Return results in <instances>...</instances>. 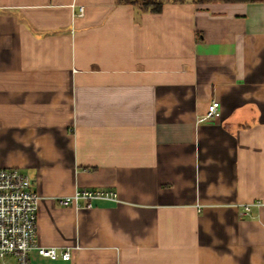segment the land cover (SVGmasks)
<instances>
[{
  "label": "crops",
  "instance_id": "0c3cea01",
  "mask_svg": "<svg viewBox=\"0 0 264 264\" xmlns=\"http://www.w3.org/2000/svg\"><path fill=\"white\" fill-rule=\"evenodd\" d=\"M0 167L70 253L28 264H264V0H0Z\"/></svg>",
  "mask_w": 264,
  "mask_h": 264
},
{
  "label": "built area",
  "instance_id": "2783aa9c",
  "mask_svg": "<svg viewBox=\"0 0 264 264\" xmlns=\"http://www.w3.org/2000/svg\"><path fill=\"white\" fill-rule=\"evenodd\" d=\"M82 13V9L79 10ZM219 102L210 101L204 117L199 121L218 119ZM116 194L106 190H76L70 196L56 198L59 206L91 208L92 201L97 199H115ZM39 196L32 188L28 177L17 168L0 167V261L13 257L16 264H28L31 251L44 258L69 260V251L57 252L55 248L37 245V208ZM249 213V205L243 207L241 215Z\"/></svg>",
  "mask_w": 264,
  "mask_h": 264
},
{
  "label": "trees",
  "instance_id": "16d2710c",
  "mask_svg": "<svg viewBox=\"0 0 264 264\" xmlns=\"http://www.w3.org/2000/svg\"><path fill=\"white\" fill-rule=\"evenodd\" d=\"M116 1L119 4L132 5L142 12L156 14L162 11L163 5L166 2L182 3L186 0H116ZM190 1L197 4H204L211 2L234 3V2H242L244 0H190Z\"/></svg>",
  "mask_w": 264,
  "mask_h": 264
}]
</instances>
